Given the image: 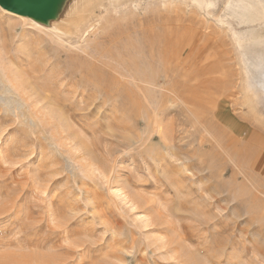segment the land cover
Returning <instances> with one entry per match:
<instances>
[{
	"label": "rangeland",
	"instance_id": "374dc122",
	"mask_svg": "<svg viewBox=\"0 0 264 264\" xmlns=\"http://www.w3.org/2000/svg\"><path fill=\"white\" fill-rule=\"evenodd\" d=\"M68 4L0 7V264H264V0Z\"/></svg>",
	"mask_w": 264,
	"mask_h": 264
},
{
	"label": "water",
	"instance_id": "95a60500",
	"mask_svg": "<svg viewBox=\"0 0 264 264\" xmlns=\"http://www.w3.org/2000/svg\"><path fill=\"white\" fill-rule=\"evenodd\" d=\"M76 1V0H75ZM73 0H0V7L17 16L50 25ZM68 4V5H69Z\"/></svg>",
	"mask_w": 264,
	"mask_h": 264
},
{
	"label": "bare ground",
	"instance_id": "6f19581e",
	"mask_svg": "<svg viewBox=\"0 0 264 264\" xmlns=\"http://www.w3.org/2000/svg\"><path fill=\"white\" fill-rule=\"evenodd\" d=\"M73 1H75V0H73ZM191 1V0H190ZM79 9H77L76 7H75V9H74V12H76V11H78ZM176 16H178L179 17V15H176ZM22 18H24V17H22ZM171 18V17H170ZM177 18V17H176ZM172 19V18H171ZM178 19V18H177ZM180 19V18H179ZM191 19V18H190ZM174 20V19H173ZM173 20H172V22H173ZM169 21H170V19H169ZM168 21V22H169ZM193 22V21H192ZM174 24V23H173ZM163 25H165V24H163ZM161 26V25H160ZM159 26V27H160ZM66 27V26H65ZM164 27V26H163ZM170 27V26H169ZM192 27V26H191ZM60 28V29H59ZM62 28L61 27H58V32H60V30H61ZM161 30V29H160ZM64 31V30H63ZM63 31H61V32H63ZM175 32V31H174ZM158 33V32H157ZM172 33V32H171ZM62 34H64V33H62ZM163 34V33H162ZM175 35V34H174ZM173 36V35H172ZM58 38V37H57ZM174 39V38H173ZM223 39V38H222ZM164 40V39H163ZM152 41V40H151ZM218 41V40H217ZM223 41V40H222ZM150 42V41H149ZM153 42V41H152ZM148 45V44H147ZM156 45V44H155ZM154 45V46H155ZM149 46V45H148ZM150 48H152V46H151V43H150ZM162 49V48H161ZM160 49V50H161ZM151 50V49H150ZM174 50V49H173ZM162 51V50H161ZM157 52V51H156ZM156 52H154L155 54H156ZM163 52V51H162ZM152 53V52H151ZM153 53V54H154ZM148 54H149V52H148ZM154 54V55H155ZM163 54V53H162ZM163 56H165L164 54H163ZM260 58H263V55H262V57H260ZM167 59V58H166ZM263 60V59H262ZM142 62V61H141ZM98 64V63H97ZM94 65V64H93ZM170 65V64H169ZM173 65V64H172ZM221 65H223V64H221ZM261 65V64H260ZM96 66V65H95ZM173 66H175V65H173ZM263 67H264V65H263ZM134 69V68H133ZM258 69V68H257ZM261 69V68H260ZM264 69V68H263ZM131 70V69H130ZM209 70V69H208ZM224 70V69H223ZM134 71H135V69H134ZM100 72V71H99ZM136 72V71H135ZM141 72H143V71H141ZM154 72H155V70H154ZM209 72V71H208ZM261 72H263V71H261ZM98 72H96L95 74H93V79L95 78V77H97L98 75H99V73L97 74ZM221 73V72H220ZM2 74V73H1ZM209 74V73H208ZM256 74H258V73H256ZM103 77L105 76V75H103V73L101 74ZM110 75V74H109ZM154 75V74H153ZM156 75V74H155ZM217 75V74H216ZM263 75V74H262ZM89 76H92V74L91 75H89ZM258 76V75H257ZM264 76V75H263ZM209 77V76H208ZM227 77V76H226ZM259 77V76H258ZM192 78V77H191ZM203 78V77H202ZM260 78V77H259ZM193 79V78H192ZM264 79V78H263ZM262 79V80H263ZM48 80V79H47ZM51 80V79H50ZM100 80V79H99ZM102 80V79H101ZM196 80V79H195ZM109 81V80H108ZM194 81V80H193ZM213 81V80H212ZM45 82V81H44ZM117 82V81H116ZM112 83V82H111ZM259 83H260V81H259ZM264 82H262L261 84H263ZM192 84V83H191ZM198 84V83H197ZM52 85V84H51ZM106 85H108V84H106ZM152 85V84H151ZM196 85V84H195ZM204 85V84H203ZM259 85V84H258ZM48 87H49V85H47ZM147 86V85H146ZM47 88V87H46ZM186 88V87H185ZM140 90V89H139ZM212 90V89H211ZM259 90H261V92H262V94L264 95V85H261V88L259 89ZM45 91V93H46V91H48V89H46V90H44ZM164 91V90H163ZM198 91V90H197ZM215 92V91H214ZM43 93V92H42ZM199 94V93H198ZM202 94H204V92L202 93ZM112 95V94H111ZM190 95V98L193 100V101H197L198 102V100H200V98H203V95L201 96V94H200V96L199 95H197L196 94V92H192V93H190L189 94ZM209 95V94H208ZM176 97V96H175ZM208 97V96H207ZM258 97H259V95H258ZM178 99V98H177ZM208 99V98H207ZM202 100V99H201ZM203 100H204V98H203ZM200 102V101H199ZM206 102V101H205ZM201 103V102H200ZM211 103V102H210ZM213 103V102H212ZM162 104V103H161ZM206 104V103H205ZM201 106H202V104H200ZM208 105V104H207ZM207 107V106H206ZM203 109V108H202ZM159 110V109H158ZM190 110V109H189ZM191 111V110H190ZM192 112V111H191ZM194 112V111H193ZM155 121V120H154ZM158 128V127H157ZM159 129V128H158ZM161 130V129H160ZM162 132V131H161ZM196 134V133H195ZM170 135V134H169ZM160 136H162V135H160ZM171 136V135H170ZM182 145V144H181ZM180 146V145H179ZM181 147V146H180ZM219 147V146H218ZM182 149V148H181ZM223 150H225V148L223 149ZM226 152V151H225ZM221 153V152H220ZM225 154V153H224ZM226 155V154H225ZM221 158V157H220ZM191 159V158H190ZM254 170V169H253ZM204 171V170H203ZM248 174V173H247ZM255 175V174H254ZM262 178H263V176H262ZM211 181V180H210ZM215 188V187H214ZM258 192V191H257ZM256 195V194H255ZM256 197H258V196H256ZM255 197V198H256ZM227 202V201H226ZM236 218V217H235ZM246 223V222H245ZM215 226V225H214ZM213 228V227H212ZM218 230V229H217ZM260 236V235H259Z\"/></svg>",
	"mask_w": 264,
	"mask_h": 264
}]
</instances>
